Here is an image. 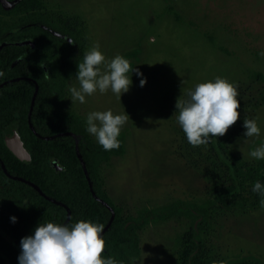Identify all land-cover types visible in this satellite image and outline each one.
Segmentation results:
<instances>
[{
  "label": "rangeland",
  "instance_id": "374dc122",
  "mask_svg": "<svg viewBox=\"0 0 264 264\" xmlns=\"http://www.w3.org/2000/svg\"><path fill=\"white\" fill-rule=\"evenodd\" d=\"M45 9L80 30L85 52L99 44L106 60L120 54L142 73L128 74L132 84L120 100L97 90L73 103L69 91V105L85 124L92 111L130 117L121 128L124 154L103 166L109 196L131 213L174 199L204 203L210 263L264 264L261 196L252 191L255 180L235 173L230 153L256 160L249 151L264 143V79L252 73H264V0H46ZM217 76L237 86L240 117L225 135L193 147L176 119V100ZM72 87L79 88L77 78ZM245 116L257 120L259 137L244 135ZM188 227L187 219L148 224L132 264H178Z\"/></svg>",
  "mask_w": 264,
  "mask_h": 264
},
{
  "label": "trees",
  "instance_id": "16d2710c",
  "mask_svg": "<svg viewBox=\"0 0 264 264\" xmlns=\"http://www.w3.org/2000/svg\"><path fill=\"white\" fill-rule=\"evenodd\" d=\"M44 7L46 0H18L13 9L6 11L8 14H0V43H9L0 50V71L5 74L0 82L10 79L0 85V264H19L21 239L33 235L40 223L70 226L80 220L104 226L103 258L132 264L141 253L140 234L144 228L172 219H187L189 224L182 235L184 247L178 264H211L205 237L209 218L206 204L174 199L142 206L131 213L109 196L103 166L112 157L124 154L126 131L121 130L118 137L119 149L105 151L70 107V82L77 78L78 63L85 54L82 34L60 17L44 13ZM31 9L26 17L12 15ZM169 9L177 20L181 19L175 3L170 2ZM22 21L30 26L37 45L33 66L14 62L23 53V46L15 45L17 40L8 37L7 31ZM54 31L66 33L74 43L57 37ZM206 32L214 45L228 52L211 32ZM252 73L264 79L263 72ZM13 126L31 155L28 160L19 158L5 141ZM230 153L238 161L232 162L238 176L242 173L245 179L264 184V159L242 160L240 154ZM239 187L235 185L232 190Z\"/></svg>",
  "mask_w": 264,
  "mask_h": 264
},
{
  "label": "clouds",
  "instance_id": "9594fccd",
  "mask_svg": "<svg viewBox=\"0 0 264 264\" xmlns=\"http://www.w3.org/2000/svg\"><path fill=\"white\" fill-rule=\"evenodd\" d=\"M264 56V51L259 53ZM103 65V69L101 68ZM136 71L129 60L117 54L106 60L99 44L85 52L83 61L78 63L77 79L79 88H70L71 100L85 103V97L93 95L97 90L101 94L109 90L120 100L121 94L129 90L132 80L129 73ZM5 74L0 71V77ZM146 83L140 80V85ZM188 99L178 97L176 100V117L193 147L207 145L214 137L227 133L240 117L237 99V86L219 76L195 85L187 93ZM130 119L125 112L114 114L111 109L92 111L86 118V131L92 134L103 150L119 149L118 139L121 128ZM243 126L246 137H259L261 129L255 118L245 116ZM249 156L264 159V143L249 151ZM252 191L261 196L260 206L264 208V184L256 181ZM13 222L16 217H11ZM104 226L90 221L80 220L72 225H61L53 222L40 223L33 235L21 239L19 264H122L112 257L103 258L106 247L101 233Z\"/></svg>",
  "mask_w": 264,
  "mask_h": 264
},
{
  "label": "flooded vegetation",
  "instance_id": "af4514ba",
  "mask_svg": "<svg viewBox=\"0 0 264 264\" xmlns=\"http://www.w3.org/2000/svg\"><path fill=\"white\" fill-rule=\"evenodd\" d=\"M17 1L18 0H1L0 2H2L1 5H2L4 11L0 9V14H2V15L3 14H8L9 12H6V11L13 9L15 7ZM30 11H33V9L27 10V11L24 10V11L12 12L13 13L12 15L15 16V17H24V15H25V17H26V15L30 14ZM38 11H41V10H38ZM43 12L44 13H48V10H46L45 7H44L43 8ZM40 25L41 24L39 23V26ZM29 27H30L29 25H26L25 22L22 21V22L19 23L18 26H13L12 28H10L7 31V33L9 34L8 37H11L12 39H16L17 40V43H14L15 41H12L11 43H14L15 45L19 44L20 46H23V48L21 49L23 51V53L20 55V57H18L14 61L15 63L22 62L24 64L23 66H29V65L33 66L32 65V63L34 62L33 61V57H34V53H35V48L37 47L33 36L30 35L31 29ZM46 28L48 30L53 31V29L48 27V26ZM54 33L57 35V37L59 36V38L61 37V39L68 40L71 45L74 43L73 39L70 36H68L66 33L60 32V31H54ZM7 43H8V41L1 42L0 43V50ZM49 54H50L49 51H47L46 55H49ZM8 80H10V79L5 80L4 82H0V85L2 83L8 82ZM30 111H31V109H30ZM13 128L18 131L17 127H14V126L9 128L8 131L10 129H13ZM18 133H19V131H18ZM19 135H20V133H19ZM5 138H6V136H5ZM5 141H6V139H5ZM3 164L4 163H2V165ZM53 164L55 166H58V162L57 161H53ZM3 166H4V169L7 170L5 164ZM9 175H11V174L9 173ZM16 244H17V242H16Z\"/></svg>",
  "mask_w": 264,
  "mask_h": 264
},
{
  "label": "water",
  "instance_id": "95a60500",
  "mask_svg": "<svg viewBox=\"0 0 264 264\" xmlns=\"http://www.w3.org/2000/svg\"><path fill=\"white\" fill-rule=\"evenodd\" d=\"M67 133H69V132H67ZM5 139H6L7 145L13 150V152L19 158H21L22 160H28L31 158L29 151L24 146L23 141H22V139H21V137H20V135L16 129H14V128L10 129L7 132ZM93 193L95 194L94 191H93ZM99 199L102 200V202L106 203L108 205V207L113 210V208L105 200H103L101 198H99Z\"/></svg>",
  "mask_w": 264,
  "mask_h": 264
}]
</instances>
